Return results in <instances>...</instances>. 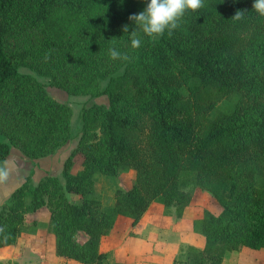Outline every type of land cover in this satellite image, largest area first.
<instances>
[{
    "label": "trees",
    "instance_id": "1",
    "mask_svg": "<svg viewBox=\"0 0 264 264\" xmlns=\"http://www.w3.org/2000/svg\"><path fill=\"white\" fill-rule=\"evenodd\" d=\"M253 2L203 0L171 36L152 39L137 29L141 45L132 49L136 26L128 17L147 0H0V131L9 139L0 140V168L13 142L38 158L72 139V108L19 72L7 39L36 32L37 43H18L17 54L29 56L36 72L50 69L54 79L61 72L53 85L67 93L106 95L109 102L81 108L79 137L58 175L36 184L26 177L0 205V248L35 232L40 224L33 220L28 229L25 215L46 208L57 257L129 264L99 248L116 217L136 226L154 202L181 217L201 189L221 211L204 209L193 221L204 244L188 245L173 264H222L228 252L264 249V17ZM238 10L244 18L233 21ZM109 48L129 60L110 59ZM79 153L82 167L70 173ZM128 170L132 187L115 188L105 207L94 195L95 175Z\"/></svg>",
    "mask_w": 264,
    "mask_h": 264
},
{
    "label": "rangeland",
    "instance_id": "2",
    "mask_svg": "<svg viewBox=\"0 0 264 264\" xmlns=\"http://www.w3.org/2000/svg\"><path fill=\"white\" fill-rule=\"evenodd\" d=\"M38 34L32 30L25 31L24 33H20L15 35L12 38L7 39L6 45V53L8 57L16 61L19 65V72L21 74H29L34 76L38 81L44 83L49 94L58 101L65 102L72 108V117H71V134L72 139L68 140L67 144H71L72 142L75 145L77 139L80 134L81 121H80V111L82 107H89L93 103L108 106V97L106 95L99 96H91L89 94H80V95H72L66 92L63 86L61 85H53L57 82L60 83V78L63 74L60 72L57 78H53L48 74L50 69L44 68L40 72H36L32 67V63L30 61L29 56H23L16 53L18 43H37ZM29 41V42H28ZM105 81L101 82L100 86H103ZM99 122V120H97ZM98 125V123H96ZM94 125V126H96ZM99 126V125H98ZM96 126L95 131L99 133V127ZM7 129L5 128L4 131ZM0 140L9 141L8 137H6L3 131H0ZM17 140L19 143L24 142L25 136H17ZM16 144L11 145V151L16 152L20 149L15 146ZM82 160V155L79 153L75 157V163L80 166V162ZM25 164H23V167ZM33 165V164H32ZM134 182V171L128 170L126 172H121L112 178H107L103 175L96 174L95 175V183H94V195H98L102 203L105 207H108L113 202V191L115 188L120 187L122 189H130ZM199 193L194 196L193 202L191 203L189 208H210L211 210L214 208H218V204L215 199L208 193L204 192L201 189H197ZM196 191V190H195ZM194 191V192H195ZM194 194V193H193ZM77 200V198H75ZM153 208H161L162 205L158 203H153ZM151 207V208H152ZM165 208V207H162ZM220 209V206H219ZM173 207H169L167 210H164L166 214L173 213ZM26 221L28 223V229H33L32 221L36 220L40 225L37 226L35 232H28L21 234L20 240L14 248L6 249L7 247L0 248V264H79L73 260L58 258L54 255V245H53V235L48 233L44 227L45 223L48 220V210L46 208H41L36 212L28 213L25 215ZM126 217L122 215H118L115 221L113 230H116L117 224ZM123 225V224H122ZM33 227V228H32ZM132 229L135 226H132ZM129 231L128 235H133V230ZM119 230V229H118ZM122 230L119 231L118 239L124 236V233H121ZM126 235V234H125ZM131 237V236H130ZM152 240H158V235L149 236ZM79 241H83L84 235L79 234L77 236ZM198 241L196 242V244ZM13 246V245H12ZM187 245H181L180 253L186 250ZM33 253V255H28ZM225 258L226 264H264V249H250L243 248L240 251H231ZM22 254V256H21ZM178 254V255H179ZM21 256V257H20ZM177 257V256H176ZM120 261L129 262L128 259H122ZM130 263V262H129Z\"/></svg>",
    "mask_w": 264,
    "mask_h": 264
},
{
    "label": "crops",
    "instance_id": "3",
    "mask_svg": "<svg viewBox=\"0 0 264 264\" xmlns=\"http://www.w3.org/2000/svg\"><path fill=\"white\" fill-rule=\"evenodd\" d=\"M67 142L54 153L38 158H28L18 150L14 153L10 151L4 162V170L8 173L7 179L0 183V205L9 198L15 189L20 187L26 177H29L30 181L36 184L44 175H58L62 170L64 161L76 145V142L75 145L73 142L66 145ZM23 164H25V168ZM81 167V164L79 166L74 161L70 168V173H76ZM198 193L199 191L196 189L190 204L184 209L181 217H176L174 213H164L165 208H162L164 207L163 205L161 208H156V206L153 208V203L149 205L133 229L131 227V219L124 216L126 218L117 224L116 230L101 238L100 250L108 252L112 261L128 259L129 264H173L174 259L180 252L181 245L188 244L202 247L204 244V237L193 230V221L202 217L204 209H208L213 213L221 211V207L219 209L220 205L217 202L218 208L212 210L210 208H189L194 196ZM128 229L129 231L132 229L134 234L128 235L129 231L126 232ZM120 230H122L121 233H125L123 237L118 239L117 236H119ZM152 235H158V240H152L149 237ZM20 237L21 235L13 246H5L7 247L6 249L17 246ZM197 241L198 243L196 244ZM53 253L55 255L54 251ZM228 254H226L225 258ZM28 255L34 256L33 253ZM225 258L222 264H226Z\"/></svg>",
    "mask_w": 264,
    "mask_h": 264
},
{
    "label": "clouds",
    "instance_id": "4",
    "mask_svg": "<svg viewBox=\"0 0 264 264\" xmlns=\"http://www.w3.org/2000/svg\"><path fill=\"white\" fill-rule=\"evenodd\" d=\"M203 7V0H147L146 6L137 14L130 15L128 19L133 21L135 29L130 33L131 48L137 49L141 45L137 29L144 36L156 39L164 35L167 31L168 36L173 34V30L179 27V21L186 11H196ZM252 9L260 16L264 17V0H254ZM233 21H241L244 18V11H236L231 17ZM128 32L127 25L123 28ZM108 56L112 60H129V55L121 53L115 48H109ZM7 171L0 168V183L7 179ZM4 228L0 227V232Z\"/></svg>",
    "mask_w": 264,
    "mask_h": 264
}]
</instances>
